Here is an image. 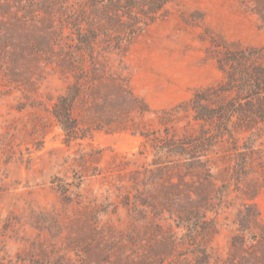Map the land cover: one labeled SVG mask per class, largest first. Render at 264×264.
I'll list each match as a JSON object with an SVG mask.
<instances>
[{
    "label": "rangeland",
    "instance_id": "rangeland-1",
    "mask_svg": "<svg viewBox=\"0 0 264 264\" xmlns=\"http://www.w3.org/2000/svg\"><path fill=\"white\" fill-rule=\"evenodd\" d=\"M49 12L16 48L0 11V264H262L264 0H172L80 53Z\"/></svg>",
    "mask_w": 264,
    "mask_h": 264
},
{
    "label": "trees",
    "instance_id": "trees-1",
    "mask_svg": "<svg viewBox=\"0 0 264 264\" xmlns=\"http://www.w3.org/2000/svg\"><path fill=\"white\" fill-rule=\"evenodd\" d=\"M171 1L172 0H75L72 4L65 5L66 1L60 4L57 2L55 8L50 7V9L46 7L40 10L29 9L19 1L18 5L20 6L16 8V11H14L8 3L2 5L0 11H2V15L5 14L9 20L13 22L12 25H9L11 27L8 29V35H11V38L8 36L5 40H15L16 45H14L16 48L18 47L16 25L23 24L27 27H33L35 31H30V34L21 36L22 38L32 37V35L36 34V31H39V29L45 26L41 21L44 20L45 17H42L41 13L43 14L46 11H50L49 13L51 14H47V17L50 19L53 29L56 28L55 26H59L60 33L63 31V28L66 27L70 29L72 33L76 34V50L80 53L81 51L92 50V45L94 43L104 42L105 38H110V34L120 37L117 39L118 45H121L123 37L130 43L135 34L147 24L153 22L158 15H161L166 5ZM140 17H143V19ZM36 46V44H32L33 48ZM19 47L20 53L15 54L13 58L11 56L8 57L12 63L13 59H20L24 56L23 48H21L20 44ZM64 53L63 55L67 57L64 59L69 62V60L72 59L70 54L67 52ZM235 76H228L224 84L228 85V83L231 84L236 82L237 78H235ZM241 81L242 83H240V86L245 85L246 78L244 75H242ZM218 91L219 92L215 93L217 97L220 93L226 91V87L222 85ZM200 100H205V98L197 94L194 96L192 102L198 103ZM57 105H59L60 108L54 109L55 117L58 120L60 119L59 122L63 125L65 133H68L74 128L69 127L68 124H63V121H67L65 118L70 115V104H68L65 98H60ZM218 106L219 105H216L214 111L210 112V114L207 112L206 108L196 112L195 120L208 123V115L210 117L223 119L227 111L226 106L225 104H220V106ZM247 107L248 109L246 108L245 110L243 107L241 108L242 113L246 110H251V107ZM260 258L262 264H264V254H262Z\"/></svg>",
    "mask_w": 264,
    "mask_h": 264
}]
</instances>
